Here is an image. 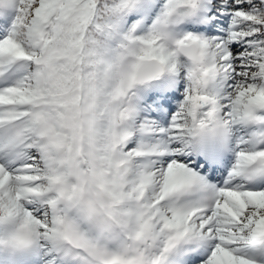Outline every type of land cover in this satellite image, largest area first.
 Returning a JSON list of instances; mask_svg holds the SVG:
<instances>
[{"label":"snow or ice","instance_id":"snow-or-ice-1","mask_svg":"<svg viewBox=\"0 0 264 264\" xmlns=\"http://www.w3.org/2000/svg\"><path fill=\"white\" fill-rule=\"evenodd\" d=\"M0 264H264V0H0Z\"/></svg>","mask_w":264,"mask_h":264}]
</instances>
